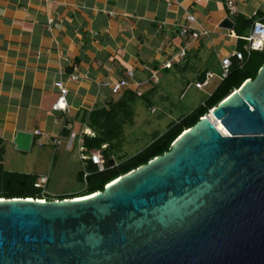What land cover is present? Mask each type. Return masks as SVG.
I'll return each mask as SVG.
<instances>
[{"label":"water","instance_id":"1","mask_svg":"<svg viewBox=\"0 0 264 264\" xmlns=\"http://www.w3.org/2000/svg\"><path fill=\"white\" fill-rule=\"evenodd\" d=\"M33 140L15 144L29 152ZM0 264H264V67L104 192L0 199Z\"/></svg>","mask_w":264,"mask_h":264},{"label":"crops","instance_id":"2","mask_svg":"<svg viewBox=\"0 0 264 264\" xmlns=\"http://www.w3.org/2000/svg\"><path fill=\"white\" fill-rule=\"evenodd\" d=\"M231 1L237 15L227 0H0V139L6 153L11 147L31 163L23 172H10L46 177L48 186L52 163H65L75 152L81 161L84 133L92 131L89 115L127 91L137 100L124 145L142 107L155 113L154 102L169 100L175 80L187 84L185 94L210 73L211 96L224 81L222 60L235 51L249 57L252 23L243 22L264 19V0ZM227 19L233 30L223 26ZM185 27L189 34H182ZM194 30L207 35L194 39ZM70 75L78 80L71 82ZM61 79L69 90L67 111L54 110L60 96L55 83ZM117 84L122 89L114 93ZM18 133L34 135L29 152L17 149Z\"/></svg>","mask_w":264,"mask_h":264},{"label":"trees","instance_id":"3","mask_svg":"<svg viewBox=\"0 0 264 264\" xmlns=\"http://www.w3.org/2000/svg\"><path fill=\"white\" fill-rule=\"evenodd\" d=\"M251 23L252 21L243 22L244 25H251ZM263 67L264 51L252 53L246 58L244 64L240 65L237 61H234L229 76L224 79L204 104L178 122L171 124L165 133L157 135L148 147L134 156L123 154V148L125 127L133 125L135 121L133 105L137 100V95L127 91L119 101L112 102L107 107L94 110L89 115L88 127L96 134V137H85L86 152L103 149L106 146V149L103 150L105 159L107 162L114 159L116 165L114 167L107 165V169L104 172H99L96 166L89 162L87 169L90 175L86 182L83 171L79 175L80 180L84 184L87 183L82 195L62 199L56 198L54 200H73L104 192L106 187L116 180L168 154L171 152L174 143L186 131L195 127L213 109L218 107L235 91L240 90L248 80H255ZM5 154L4 142L0 139V199L44 200V190L36 187L39 177L6 171L4 167Z\"/></svg>","mask_w":264,"mask_h":264},{"label":"rangeland","instance_id":"4","mask_svg":"<svg viewBox=\"0 0 264 264\" xmlns=\"http://www.w3.org/2000/svg\"><path fill=\"white\" fill-rule=\"evenodd\" d=\"M186 85L183 86V80H175L170 83L169 86L173 88V91L168 93L169 100L154 102L155 113H150L145 105L142 107L143 109L137 118V126L126 132V144L124 145L123 154L126 152L128 156H134L143 151L152 143L155 135H162L167 131L170 124L178 122L201 106L210 96L215 81L211 82L209 88L200 91L197 90V86L193 85L183 94V91L187 88ZM181 88L182 91H180ZM139 103L142 104V101ZM129 128L130 126L126 128V131ZM31 156L33 158V155ZM30 165V160L27 157L15 155L11 147H8L4 157L6 171L23 172ZM82 171L77 152L74 153L73 157L69 155L65 163H52L51 175L48 176L51 181L48 186H45L43 197L47 201H52L67 193L82 194L86 187V184L79 177Z\"/></svg>","mask_w":264,"mask_h":264},{"label":"built area","instance_id":"5","mask_svg":"<svg viewBox=\"0 0 264 264\" xmlns=\"http://www.w3.org/2000/svg\"><path fill=\"white\" fill-rule=\"evenodd\" d=\"M227 8L230 11L232 15H237L239 13V9L237 5L231 1L227 0L226 2ZM189 22H194L196 19L194 16L190 15L188 18ZM190 28H183L182 34H189ZM201 35H207V32H198L197 30H194L192 33V37L194 39H199ZM246 51L248 53V56H250L254 52H263L264 51V20L263 19H253L252 20V26H251V34L248 38V44L246 46ZM186 54L185 52L182 53V56L184 57ZM234 60L237 61L240 65L244 64L246 61V54L245 52H232L229 54L226 58L222 60V78L226 79L234 65ZM132 75V73H130ZM212 74H208L207 80L203 83L197 84V88L204 89L209 86V78H212ZM69 80L71 82L77 81L78 77L74 75L69 76ZM153 80L155 82H158V77L154 76ZM55 87L60 91V96L54 105V110L56 111H67L68 109V102H67V95L69 93L68 86L65 84L64 80L61 79L55 83ZM122 89L121 84H117L114 86L113 91L114 93H119ZM140 96L142 94H139ZM152 112H155V110H152ZM35 135H41L40 131H36ZM84 136H90L92 138L96 137V134L93 131H86L84 133ZM106 149V146L103 147V149H96L92 150L91 152H86V148H81V161L83 164V174L85 182L87 178L89 177L90 173L87 169V164L89 162L93 163L97 170L99 172H104L107 169L108 162L104 157L103 150ZM48 183V178L43 177L40 178L36 184L37 188L43 189V195L45 194L46 185ZM87 184V183H86ZM44 200H38V201H47L46 198H43Z\"/></svg>","mask_w":264,"mask_h":264},{"label":"bare ground","instance_id":"6","mask_svg":"<svg viewBox=\"0 0 264 264\" xmlns=\"http://www.w3.org/2000/svg\"><path fill=\"white\" fill-rule=\"evenodd\" d=\"M217 126H218L219 130H221L222 132H224V134L225 133L227 134V131L225 130L224 126L221 123H217Z\"/></svg>","mask_w":264,"mask_h":264}]
</instances>
